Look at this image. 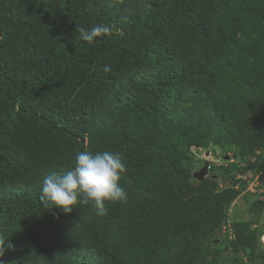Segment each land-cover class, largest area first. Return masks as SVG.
Masks as SVG:
<instances>
[{
  "label": "trees",
  "instance_id": "16d2710c",
  "mask_svg": "<svg viewBox=\"0 0 264 264\" xmlns=\"http://www.w3.org/2000/svg\"><path fill=\"white\" fill-rule=\"evenodd\" d=\"M263 134L264 0H0V264H264V230L221 238L228 198L196 188L186 151L216 141L245 162L211 168L231 178L264 166ZM103 151L126 203L43 206L47 175Z\"/></svg>",
  "mask_w": 264,
  "mask_h": 264
},
{
  "label": "clouds",
  "instance_id": "9594fccd",
  "mask_svg": "<svg viewBox=\"0 0 264 264\" xmlns=\"http://www.w3.org/2000/svg\"><path fill=\"white\" fill-rule=\"evenodd\" d=\"M80 38L91 44L98 37L110 35L113 31L112 25H98L90 29L77 27ZM187 154L190 155L195 165L205 163L200 177H194L198 182L205 174L211 173V168L218 164L226 165L232 162L235 156L230 153L211 152L204 147H190ZM223 156V158H221ZM225 157H228L225 159ZM207 167V171L203 170ZM127 167L123 158L111 151L82 152L75 158L73 170L64 171L59 174H50L43 179L40 201L45 208L59 209L65 214L71 213L75 207L91 206L98 216L108 214L106 202L126 203L128 194L126 189L120 186ZM238 178L245 179V174H237ZM193 178V174H192ZM249 184V180H246ZM7 238L0 232V259L3 258L8 249L14 248L10 243H6ZM264 245V242H263Z\"/></svg>",
  "mask_w": 264,
  "mask_h": 264
},
{
  "label": "rangeland",
  "instance_id": "374dc122",
  "mask_svg": "<svg viewBox=\"0 0 264 264\" xmlns=\"http://www.w3.org/2000/svg\"><path fill=\"white\" fill-rule=\"evenodd\" d=\"M262 137L264 141V134ZM215 142H208L209 144L206 146L202 143L191 144L188 149L190 147L198 148L202 146L205 149H209L211 152L222 153V147ZM234 149L235 151L241 150V148ZM245 151V149H242L241 152ZM230 154V156H233L231 152ZM254 157L255 156L252 155L251 158L253 159ZM221 158H223V156ZM231 164L233 166L243 167L245 162L240 158H234ZM203 165H205V163H198L195 165L193 169V178L196 176L200 177ZM245 175V179H240L237 174L231 178H227L226 176L214 177L211 173H208L205 174L196 187L202 189L209 195L211 194L214 200L218 198L220 200L228 198L223 202L222 212L225 213V216L224 219L221 220L220 225L221 238H223L225 242H237L239 239L246 238L254 241L256 240L257 233L264 230V166L262 165L258 169H251L247 171ZM246 180H249V184L246 183ZM260 239V246L264 247V235H262ZM219 251L218 248L216 264H244V262H241L243 258L247 259L248 262L249 260H253L250 258L249 253L244 254L238 259L240 256L239 252H246L238 251V253H236V259L238 260L236 261L235 259L236 262L233 263L231 262V256L233 255L231 249L230 251H221L220 255ZM203 253L208 256L207 251Z\"/></svg>",
  "mask_w": 264,
  "mask_h": 264
},
{
  "label": "water",
  "instance_id": "95a60500",
  "mask_svg": "<svg viewBox=\"0 0 264 264\" xmlns=\"http://www.w3.org/2000/svg\"><path fill=\"white\" fill-rule=\"evenodd\" d=\"M228 157H225V159H227ZM203 170L206 172L207 171V167L205 166L204 168H203Z\"/></svg>",
  "mask_w": 264,
  "mask_h": 264
}]
</instances>
